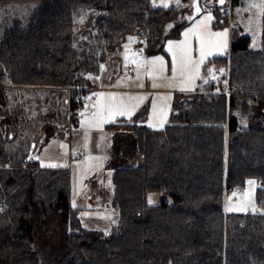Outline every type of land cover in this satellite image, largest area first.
Wrapping results in <instances>:
<instances>
[{"label":"trees","instance_id":"trees-1","mask_svg":"<svg viewBox=\"0 0 264 264\" xmlns=\"http://www.w3.org/2000/svg\"><path fill=\"white\" fill-rule=\"evenodd\" d=\"M9 2L31 9L4 18ZM185 12L153 0H0V84L90 85L89 75L122 51L123 36L142 25L146 50L162 51L166 24L178 20L165 37L179 35L190 20ZM215 14V24L229 23ZM241 30L233 29L228 54L210 60L228 82L177 95L163 129L113 124L125 135L114 154L111 201L120 219L109 229L84 226L69 168L41 167L36 151L23 167L31 146L13 144L0 106V264H42L38 224L46 228L49 217L60 219L65 237L57 264H264V211L226 210V188L249 178L260 182L264 206V17L261 47ZM129 141L135 150L126 163L120 153ZM9 158L14 167L5 166ZM151 192L173 202L151 204Z\"/></svg>","mask_w":264,"mask_h":264},{"label":"rangeland","instance_id":"rangeland-1","mask_svg":"<svg viewBox=\"0 0 264 264\" xmlns=\"http://www.w3.org/2000/svg\"><path fill=\"white\" fill-rule=\"evenodd\" d=\"M156 6H178L184 9V18H190L188 23L182 28L177 36L165 37L166 34L178 22H168L164 28L163 41L164 49L159 52H149L146 50L147 36L145 44L136 46V30L132 34L126 35L127 41H122V51L111 53L103 62L101 72L99 74H90L91 84L87 86H58V85H25L3 83L0 84V106L3 108L1 115V125L3 131L12 139L14 145L24 144L31 146L28 154L32 151L38 152V162L42 167L48 168H69L72 175L71 198L74 206L78 203H89L97 208L100 205L109 207V200L114 195L113 169L114 154L117 153L119 146L123 143L122 136L124 132H119L113 127L121 121H137L155 129H163L170 123L172 113L174 111V102L176 96L181 93L195 91L197 88L203 87L210 81L220 85L221 82H228L225 78H220L221 72L213 65L210 60L217 55H226L230 52L233 29L241 27V35L251 36V45L259 48L263 43V17L261 9L251 7L252 3L264 4V0H153ZM4 18H11L14 15L27 12L31 8L22 7L12 2L2 4ZM199 6L201 11L196 15V7ZM219 9L223 16L228 15L229 23L226 25H217L215 21L217 16L215 10ZM211 15L212 20L207 21L205 31L223 32L227 29V48L217 49L212 47L211 54L206 56L203 64L200 65L198 76L191 84H186L179 76L173 78V62L172 54L168 51L169 42H178L185 39L184 33L191 28H198L199 22L204 17ZM199 30V29H198ZM133 38L129 40V38ZM192 47V58L199 60V38L196 35L189 36ZM210 40H217L216 37H209ZM127 45V47H125ZM127 57V58H126ZM153 57H163L165 62V71L162 75L157 74V78L146 72L145 67L137 68L138 64L151 60ZM113 60L119 63L118 68L114 67ZM218 70V71H217ZM220 71V72H219ZM121 74L114 82L111 78L113 75ZM215 77V79H213ZM162 85L154 87L153 85ZM142 85V86H141ZM95 86V88H94ZM94 88L93 90H91ZM80 91L77 96L75 90ZM76 90V91H77ZM217 90V87H216ZM231 92V89H227ZM94 93L116 94L125 102L136 104L137 107L132 112L130 118L127 116H118L114 121L105 122L102 126H82L81 122L85 119L80 115L79 124L73 121L74 113L80 114L85 111L86 116L91 117L95 111L93 105L99 97ZM79 96L82 99H79ZM91 97V99H87ZM129 97H144L142 101L129 100ZM73 100L77 106L72 108ZM153 104L157 105V113L160 109H164L167 113L166 118L153 114ZM80 112V113H79ZM163 119L161 126L160 120ZM71 129L70 136L61 130L64 127ZM63 127V128H61ZM54 135L50 140L42 145L43 138ZM134 141H129L125 149L120 153V159L123 162H132L135 150ZM78 151H84L82 158H76ZM27 154V155H28ZM73 155V156H72ZM119 158V157H118ZM57 165L52 167L50 165ZM256 183L251 186L252 203L264 211L257 201V189L260 182L256 178H249ZM247 181V182H248ZM234 187L235 191L231 192L227 188L225 190L226 210L236 212H246L238 210H229L237 205H247L249 201L244 198V193L250 190V186L246 183L240 187ZM228 186V188H229ZM151 204H158L166 201L173 202V196L165 192H151ZM113 206L110 210L104 209L92 211L86 210L84 215V226L89 228H105L111 227L113 223H117L120 219L118 212ZM250 211V210H249ZM42 223L38 224L40 232L37 245L42 252V264H57L61 254L65 250V237L61 230V222L58 217H49L48 224L43 228ZM43 228V230L41 229Z\"/></svg>","mask_w":264,"mask_h":264},{"label":"snow or ice","instance_id":"snow-or-ice-1","mask_svg":"<svg viewBox=\"0 0 264 264\" xmlns=\"http://www.w3.org/2000/svg\"><path fill=\"white\" fill-rule=\"evenodd\" d=\"M220 3H223V0H220ZM165 7L167 4L164 5ZM251 7H257L261 9L262 14H264V4H256L252 3ZM196 11L199 13L201 11L200 7H196ZM212 16L208 15L204 17V20L199 22L198 28L188 29L185 33V39L183 41L178 42H169L168 51L172 54V62H173V78L179 76L184 80L186 84H191L194 79L198 76L200 65L203 64L206 56L211 54V48L215 47L217 49H226L227 48V29L223 32H210L205 31L207 28V21H211ZM199 29V30H198ZM190 34L196 35L199 38V60H194L192 58V47L190 43L189 36ZM209 37H216L217 40L212 41ZM133 38H129L131 40ZM127 47V45L125 46ZM127 58V57H126ZM145 67L147 74L151 75L155 80L157 78V74L162 75L165 71V62L163 57H153L151 60L144 61L141 64L137 65V68ZM223 71L222 69L220 70ZM91 78V77H90ZM215 79V77H213ZM142 86V85H141ZM154 87H159L162 85H153ZM93 95L99 97L93 108L95 111L92 113L91 117L86 116L87 106L85 111H82L80 115L85 117L82 120V126L90 125L100 127L105 122L114 121L118 116H127L130 118L132 112L137 107L136 104H131L125 102L122 98H119L116 94H108L105 96L104 93H94ZM91 99V97L87 98ZM144 97H129V100L142 101ZM153 114L159 115L160 117L166 118L167 113L164 109H160L159 113H157V105L153 104ZM161 126L163 125V119L160 120ZM33 158V157H30ZM35 159H39V157H34ZM52 167H56L57 165H50ZM248 185L250 186V190L244 193V198L249 201L247 205H237L229 210H238V211H252L257 212L261 211L258 209L254 203H252V192L251 186L256 182L249 180ZM264 188V185L261 186ZM149 203H152L151 197L149 198Z\"/></svg>","mask_w":264,"mask_h":264},{"label":"built area","instance_id":"built-area-1","mask_svg":"<svg viewBox=\"0 0 264 264\" xmlns=\"http://www.w3.org/2000/svg\"><path fill=\"white\" fill-rule=\"evenodd\" d=\"M147 33H148V31H147V29L144 26H142V25H138L137 26V28H136V34H137L136 36L137 37L135 38L136 39V41H135L136 46H141V45H144L145 44V40H146ZM122 41H123V43L125 41H127V37L126 36H123L122 37ZM79 99H82V97L80 96ZM63 130L70 136V134H71L70 126L69 127H67V126L64 127ZM83 154L84 153H82V152L79 151L76 154V158H82L83 157ZM30 157H31V155L28 154L27 157L24 159V161H23V167H28L29 166ZM5 166L8 167V168L14 167V161H13V159L12 158H9L6 161ZM227 189L229 191H231V192L235 191L234 187H232V186L231 187L229 186V188L227 187ZM3 205H4L3 200L0 199V208L3 207Z\"/></svg>","mask_w":264,"mask_h":264},{"label":"crops","instance_id":"crops-1","mask_svg":"<svg viewBox=\"0 0 264 264\" xmlns=\"http://www.w3.org/2000/svg\"><path fill=\"white\" fill-rule=\"evenodd\" d=\"M113 62H114V67H117L118 68V64L117 63H119L117 60H113ZM117 74V72H115V75H113L112 76V78H111V80H112V82H114L121 74H119L118 73V75H116ZM94 88H95V86H94ZM94 88H92L91 90H93ZM79 117H80V114L78 115V121H77V124H79L80 122V120H79ZM61 128H63V127H61ZM63 130V129H62ZM54 135H50V137L49 136H46V137H44L43 138V141H42V145L40 146V148L43 146V144L48 140H50V138H52ZM47 141V142H48ZM38 153V152H37ZM38 155V154H37ZM42 167V166H41ZM116 167V166H115ZM115 167H114V169H113V173H114V171H115ZM46 168H48V167H46ZM51 168V167H50ZM112 177H113V174H112ZM113 196V195H112ZM111 201H112V198L109 200V202H108V204H109V207L108 208H106L104 205H100L98 208L96 207V206H93V205H91V204H89V203H78V207H80V217H81V219H82V221L84 222V215H83V213L86 211V210H92V211H97V210H104V209H107V210H110V206H112V203H111ZM116 212H118L117 211V209L115 210ZM117 216H118V218H119V212H118V214H117ZM84 224H85V222H84ZM114 224V223H113ZM86 227V226H85ZM87 228H89V227H87ZM110 227H108V229H109ZM89 229H105V228H95V227H93V228H89Z\"/></svg>","mask_w":264,"mask_h":264},{"label":"water","instance_id":"water-1","mask_svg":"<svg viewBox=\"0 0 264 264\" xmlns=\"http://www.w3.org/2000/svg\"><path fill=\"white\" fill-rule=\"evenodd\" d=\"M201 9V8H200ZM198 14V12L197 11H195V13L193 14V16H196Z\"/></svg>","mask_w":264,"mask_h":264},{"label":"bare ground","instance_id":"bare-ground-1","mask_svg":"<svg viewBox=\"0 0 264 264\" xmlns=\"http://www.w3.org/2000/svg\"><path fill=\"white\" fill-rule=\"evenodd\" d=\"M80 97V96H79ZM62 130V129H61ZM79 152V151H78ZM83 153H84V151H83ZM33 156V155H32ZM73 156V155H72ZM84 156V155H83Z\"/></svg>","mask_w":264,"mask_h":264}]
</instances>
